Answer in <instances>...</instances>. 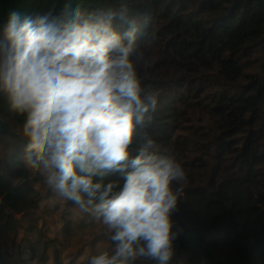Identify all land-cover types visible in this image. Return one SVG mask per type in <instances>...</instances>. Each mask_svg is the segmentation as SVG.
Wrapping results in <instances>:
<instances>
[{"label": "clouds", "instance_id": "clouds-1", "mask_svg": "<svg viewBox=\"0 0 264 264\" xmlns=\"http://www.w3.org/2000/svg\"><path fill=\"white\" fill-rule=\"evenodd\" d=\"M139 32L127 3L101 0L12 11L0 24V98L23 120V166L108 242L87 264H172L185 232L187 174L147 131L159 92Z\"/></svg>", "mask_w": 264, "mask_h": 264}, {"label": "trees", "instance_id": "trees-1", "mask_svg": "<svg viewBox=\"0 0 264 264\" xmlns=\"http://www.w3.org/2000/svg\"><path fill=\"white\" fill-rule=\"evenodd\" d=\"M101 2L127 3L140 24L138 42L153 58L146 84L159 92V100L147 131L187 174L176 217L185 232L176 250L206 261L224 250L264 264V0ZM62 4L0 0V24L12 11L59 10ZM0 111L8 112L2 98ZM0 134H13L1 117ZM37 179L20 160L4 164L0 154V264H11L3 248L22 225L44 236L38 226ZM239 216L259 235L251 254L235 238ZM73 227L66 220L68 237ZM48 243L60 245L54 239ZM40 250L45 261L46 249ZM55 260L60 264L58 255Z\"/></svg>", "mask_w": 264, "mask_h": 264}, {"label": "rangeland", "instance_id": "rangeland-1", "mask_svg": "<svg viewBox=\"0 0 264 264\" xmlns=\"http://www.w3.org/2000/svg\"><path fill=\"white\" fill-rule=\"evenodd\" d=\"M0 117L5 120L13 134H0V154L4 164L11 163L14 159L21 161L25 140L22 137V123L17 120V116L9 112L0 111ZM22 162V161H21ZM37 176L35 181V199L40 200L38 213L41 218L39 227H43L44 236L33 232L29 225H22L19 234L14 239H10L3 248L4 259L11 264H57L56 255L60 257V264H87L90 255H94L98 248L108 247V242L99 236L100 226L90 217L82 214L70 202L59 200L51 193ZM66 220L72 221L74 227L72 235L67 236L64 231ZM235 238L243 244V250L251 254L259 241V235L251 231L246 225V218L239 216L238 233ZM58 240L57 247L48 243L50 240ZM46 249L45 261L41 260L40 250ZM58 251V252H56ZM35 252V259L32 254ZM190 255L176 252V263L172 264H251L248 259L240 260L234 255L224 250L217 251L213 261H206L200 257H193L189 263Z\"/></svg>", "mask_w": 264, "mask_h": 264}, {"label": "crops", "instance_id": "crops-1", "mask_svg": "<svg viewBox=\"0 0 264 264\" xmlns=\"http://www.w3.org/2000/svg\"><path fill=\"white\" fill-rule=\"evenodd\" d=\"M176 252H179V253H181V254H187V255H190V254H188L187 252H182V251H179V250H176ZM191 256V255H190ZM192 259V256H191V258L189 259V262H190V260Z\"/></svg>", "mask_w": 264, "mask_h": 264}]
</instances>
